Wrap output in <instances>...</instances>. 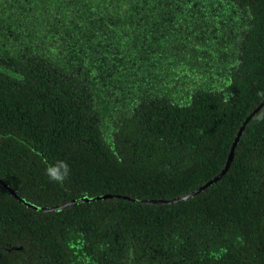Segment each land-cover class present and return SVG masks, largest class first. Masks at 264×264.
Segmentation results:
<instances>
[{
	"label": "trees",
	"instance_id": "trees-1",
	"mask_svg": "<svg viewBox=\"0 0 264 264\" xmlns=\"http://www.w3.org/2000/svg\"><path fill=\"white\" fill-rule=\"evenodd\" d=\"M160 107L121 106L106 120L57 74L4 75L0 182L14 192L0 183L4 264H264V182L253 169L238 181L230 167L186 200L140 203L180 198L222 169L194 145L189 112ZM57 161L70 169L62 184L45 175Z\"/></svg>",
	"mask_w": 264,
	"mask_h": 264
},
{
	"label": "flooded vegetation",
	"instance_id": "flooded-vegetation-1",
	"mask_svg": "<svg viewBox=\"0 0 264 264\" xmlns=\"http://www.w3.org/2000/svg\"><path fill=\"white\" fill-rule=\"evenodd\" d=\"M25 66L75 83L104 119L188 111L208 166L264 182V0H0V81Z\"/></svg>",
	"mask_w": 264,
	"mask_h": 264
},
{
	"label": "water",
	"instance_id": "water-1",
	"mask_svg": "<svg viewBox=\"0 0 264 264\" xmlns=\"http://www.w3.org/2000/svg\"><path fill=\"white\" fill-rule=\"evenodd\" d=\"M241 130H242V128H241ZM241 130L239 131V133L241 132ZM229 156H231V152H230ZM228 165H229V161L225 164L224 168L221 170V172L216 177L212 178V180L206 182L202 186L198 187L195 191H193V192H191V193H189L187 195H184V196H182L180 198H175L172 201L171 200L169 201V200H153V199H149V200H141L140 203H142V204H156V205H158V204H166V205H168V204H171L172 202H179L181 200H186L190 196H194L195 194L199 193L202 189H205L210 183L218 180V178H220L226 172V170L228 168ZM0 183H1V185L3 187L7 188L5 184H3L2 182H0ZM7 190L9 191V193L11 195H14V192L12 190H9L8 188H7ZM98 198L99 199H111V198H118V196L117 195L105 194V195L98 196ZM122 199H127V200L130 201V199H128L126 197H122ZM73 204H74V202L71 201L69 203H65L63 205L58 206L57 209H63L65 207L73 205ZM38 210H40V211H51V209L50 210H46V209H43V208H40Z\"/></svg>",
	"mask_w": 264,
	"mask_h": 264
},
{
	"label": "clouds",
	"instance_id": "clouds-1",
	"mask_svg": "<svg viewBox=\"0 0 264 264\" xmlns=\"http://www.w3.org/2000/svg\"><path fill=\"white\" fill-rule=\"evenodd\" d=\"M45 175L50 181L62 184L70 175V169L65 161H57L45 168Z\"/></svg>",
	"mask_w": 264,
	"mask_h": 264
}]
</instances>
